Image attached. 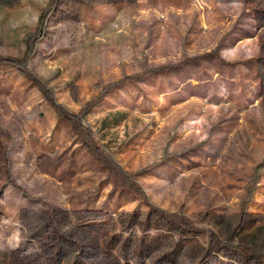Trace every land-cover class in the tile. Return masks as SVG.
Wrapping results in <instances>:
<instances>
[{"label": "rangeland", "instance_id": "rangeland-1", "mask_svg": "<svg viewBox=\"0 0 264 264\" xmlns=\"http://www.w3.org/2000/svg\"><path fill=\"white\" fill-rule=\"evenodd\" d=\"M0 264H264V0H0Z\"/></svg>", "mask_w": 264, "mask_h": 264}, {"label": "trees", "instance_id": "trees-1", "mask_svg": "<svg viewBox=\"0 0 264 264\" xmlns=\"http://www.w3.org/2000/svg\"><path fill=\"white\" fill-rule=\"evenodd\" d=\"M60 115L63 116V112H59ZM86 114H83V117ZM110 125H106V123H101L100 128L102 130L107 129ZM136 195L141 198V195L139 192H136ZM159 219L166 220L169 223L170 228H173L176 232L181 231L182 233L186 235H191L195 232H197L190 221H187L184 217V215L179 216H169L168 214H165L164 212L157 211L156 212Z\"/></svg>", "mask_w": 264, "mask_h": 264}]
</instances>
